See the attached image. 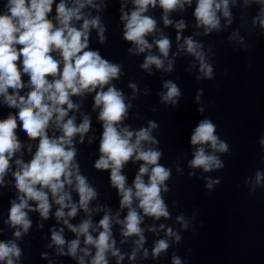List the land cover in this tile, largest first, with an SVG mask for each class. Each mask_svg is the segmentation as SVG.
<instances>
[{"label":"clouds","instance_id":"obj_1","mask_svg":"<svg viewBox=\"0 0 264 264\" xmlns=\"http://www.w3.org/2000/svg\"><path fill=\"white\" fill-rule=\"evenodd\" d=\"M256 3L264 5V0H254ZM135 10L130 15L125 14L122 19L126 21L124 38L134 43L139 52L150 49V45L145 36L155 29L156 22L151 17L143 15L150 5L155 6L157 0H133ZM185 3L191 4V0H159V5L164 9L165 24L171 23L167 19V13L175 10L177 6L183 7ZM53 0H7V11L0 14V94L5 97V102L10 107H18L19 120L22 122V129L27 135L35 139L39 137V146L33 159L28 164H22L21 170L14 173L16 188L23 195L19 198L20 202L12 203L9 211V222L12 227L19 226L24 232L30 227L25 209L29 208L28 201L37 202L40 215L44 218L49 213V197L43 190L49 189L55 202L61 206L56 212V217L62 218L65 213L64 207H70L68 216H75L76 205H66L65 201L70 200L67 192H64L65 184L73 183L71 171L72 161L75 151L71 148L66 150L65 145L71 144V138L76 133H85L89 129V120L86 117L79 125L75 126L73 119H68L61 124L67 115V110L72 109L70 95H79L85 90L93 91L97 87L103 88L113 78L119 74V66L110 64L101 58L98 52L84 51L88 47V30L90 27H99V19L83 18L81 9L86 4L91 5L92 0H74V5L68 7L65 0H60L56 6V20L59 27H54L53 23L47 18V14L52 11ZM229 0H197L194 15L198 26H203L207 31L219 27L217 13L222 11L224 17H230L228 8ZM264 12V8H262ZM83 24L78 30L71 26L73 20H81ZM260 26L264 28V18L260 19ZM178 29L184 27L180 22L176 25ZM101 39H103V29H100ZM179 39V36L177 37ZM19 44L23 47L17 51L14 45ZM187 52L200 60V70L205 76L211 78L212 68L204 62V56L198 49L200 46L191 38L185 40ZM156 45L163 56H167L170 41L161 38L156 41ZM58 51L63 61L62 72L58 73L60 61L55 60L51 52ZM23 56V72L30 77L32 90L27 97L18 96V93L8 94V89H20L24 85L21 81V72L17 68L16 61ZM150 65L157 68L162 67V61L149 55L146 57L143 68L147 69ZM171 65H169V69ZM59 74V78L56 79ZM51 76L53 80L49 82L46 77ZM134 87V85L132 86ZM165 87L168 89L163 96L164 101L177 103L173 98L179 97L180 90L172 82H167ZM199 99V97H197ZM67 105V109L61 107ZM95 105H102L99 119L103 121V134L100 143V159L96 161L97 169L111 168V182L117 188L121 199V207H128V215L124 223V236L137 235L140 239L137 244H142L144 237L139 227L141 218L135 210L131 208L133 197L139 200V207L143 209L145 215L159 219L167 218L169 213L166 205L160 196L161 185L170 176V170L159 165L161 153L155 150H143L142 141H151L150 129H141L135 133V141L132 142L133 132L127 128L119 129L117 125L126 114V104L124 103L121 92L114 87H109L107 91H99L95 96ZM202 112L203 109L201 108ZM56 114L57 126L62 129L63 136L58 139H50L45 129L49 121ZM155 124H150L155 127ZM17 128L16 117L9 116L6 120L0 121V182L9 168V158L20 148V143L16 137ZM216 133V125L210 119L201 120L195 127L191 135V144L196 147L190 167L202 168L204 172L213 169L223 168V163L215 154L205 151V145L212 149V152H227L228 144L219 139ZM154 142V141H153ZM264 145V139L260 141ZM135 154V159L144 163L139 168V173L134 180L135 192L133 188L125 187L126 177L121 174L123 165L128 162ZM151 172L148 182L143 180L144 174ZM63 177V179H61ZM76 190L80 197V206L87 210L88 202L96 195L93 188L89 187L86 179L75 174ZM264 180V174L257 172L256 183ZM213 183L219 180L210 181L207 184L209 189ZM37 185L40 187L37 188ZM167 191V189H165ZM182 219V218H181ZM67 223V221H65ZM103 231L94 239L89 234L90 222L84 221L78 227L69 225L70 229L79 237H85V244L93 245L96 253L91 264H107L106 253L114 248V241H110V217L105 215L99 222ZM187 225H185L186 227ZM163 227V226H161ZM62 231V230H61ZM168 234L172 235V230L168 229ZM20 237L21 232L14 233ZM177 241L180 239L176 237ZM52 241L55 245L63 246L65 240L59 232H53ZM79 239L72 240L68 245V254L75 257L79 247ZM169 247L167 241L159 240L153 248V256H158ZM85 255L86 249H81ZM114 256L117 251H112ZM20 249L12 241H0V262L4 264H14L13 257L19 258ZM147 255V252H145ZM135 253H133L134 258ZM119 259H123L122 256ZM79 264H84L81 257ZM172 264H181L177 257H173Z\"/></svg>","mask_w":264,"mask_h":264}]
</instances>
